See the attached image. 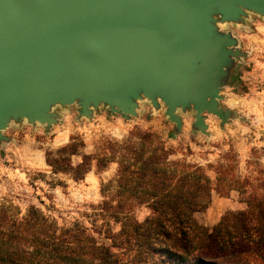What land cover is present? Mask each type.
I'll return each mask as SVG.
<instances>
[{
    "label": "water",
    "instance_id": "obj_1",
    "mask_svg": "<svg viewBox=\"0 0 264 264\" xmlns=\"http://www.w3.org/2000/svg\"><path fill=\"white\" fill-rule=\"evenodd\" d=\"M264 18V0H0V143L12 122L52 125L53 108L101 105L126 118L141 100L183 128L179 111L224 125L220 105L235 60L246 56L219 23Z\"/></svg>",
    "mask_w": 264,
    "mask_h": 264
},
{
    "label": "rangeland",
    "instance_id": "obj_2",
    "mask_svg": "<svg viewBox=\"0 0 264 264\" xmlns=\"http://www.w3.org/2000/svg\"><path fill=\"white\" fill-rule=\"evenodd\" d=\"M218 25L221 31L232 32L239 49L246 53L235 60L222 88L220 105L231 110L227 123L223 125L219 117L207 115V131L201 132L193 126L195 111H179L183 128L177 131L176 124L165 115V106L155 108L145 99L140 101L138 115L130 118L112 112L106 105L93 110L91 117L81 115L78 104L57 105L53 111L58 121L50 126L25 120L12 122L4 131L7 140L0 143V207L24 215L35 205L60 225L75 221L90 225L98 219L101 231L107 227L113 232L120 230L118 214L119 219L144 221L151 208L146 202L139 203L140 187L133 169L140 164L131 145L148 152L160 153L164 148L170 156L163 167L180 174L195 169L186 163L200 165L213 183L219 166L228 165V178L234 179L233 183L249 176L264 193L260 185L264 179V18L250 13L244 22ZM142 131L154 132L156 138L144 141L136 134ZM74 137L83 141L80 154L72 157L74 164L82 160V154H88L104 157L108 165L99 169L95 159L82 180L55 172L47 162V152L57 151ZM121 165L125 169L122 179ZM119 203L123 209L115 208ZM246 208L237 189L228 195L214 190L209 206L195 216L212 229L227 213Z\"/></svg>",
    "mask_w": 264,
    "mask_h": 264
},
{
    "label": "trees",
    "instance_id": "obj_3",
    "mask_svg": "<svg viewBox=\"0 0 264 264\" xmlns=\"http://www.w3.org/2000/svg\"><path fill=\"white\" fill-rule=\"evenodd\" d=\"M136 134L148 142L156 138L151 131ZM81 147L83 141L74 137L57 151H48L47 162L55 172L71 174L75 180L85 178L95 159L99 169L108 165L104 157L88 154L74 164L72 157ZM131 147L140 164L133 169L139 203L151 208L144 221L119 219L118 214L121 229L101 231L98 219L90 225L82 221L60 225L35 205L24 215L2 206L0 264H264V193L251 177L233 183L228 178L231 168L220 165L213 183L200 165L186 163L195 169L180 174L163 167L170 156L164 148L159 153ZM119 171L122 179V165ZM260 182L264 188V179ZM233 189L247 208L227 213L212 229L201 224L195 213L209 206L212 192L228 195ZM116 207L124 208L122 203Z\"/></svg>",
    "mask_w": 264,
    "mask_h": 264
}]
</instances>
